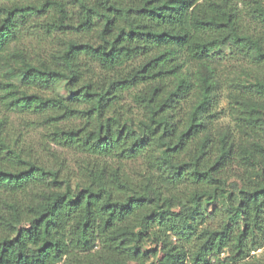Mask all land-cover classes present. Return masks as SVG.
<instances>
[{
    "label": "trees",
    "instance_id": "1",
    "mask_svg": "<svg viewBox=\"0 0 264 264\" xmlns=\"http://www.w3.org/2000/svg\"><path fill=\"white\" fill-rule=\"evenodd\" d=\"M0 68V264H264V0H0Z\"/></svg>",
    "mask_w": 264,
    "mask_h": 264
},
{
    "label": "rangeland",
    "instance_id": "2",
    "mask_svg": "<svg viewBox=\"0 0 264 264\" xmlns=\"http://www.w3.org/2000/svg\"><path fill=\"white\" fill-rule=\"evenodd\" d=\"M245 21L247 24L252 26L254 23L250 19V17L245 16ZM21 37V36H20ZM21 48H23L24 53L27 57H30L32 60L36 59H44L48 56V51L51 48L50 43H48L47 39H44L40 34H36L32 32V30L23 31L22 37L20 39V43L18 44ZM237 61L236 58H232L230 60H225L222 62L225 65V68H230L235 65V63L240 62ZM0 76H1V68H0ZM126 101L130 102L129 99ZM221 106H224V102L221 103ZM5 115L8 117L7 127L14 132V134H19L25 142L27 148L31 149V152L39 155L41 159L46 158L47 151L43 150L41 145V129L39 127L30 125L29 120L31 117L18 112H9L5 110L3 105L0 103V117ZM225 119L224 117L221 118ZM50 149L55 152L56 155L60 156L71 169L76 168V160L79 156L74 150L69 148L57 147L53 144L50 145ZM49 155V154H48ZM50 157V155L48 156ZM218 221L215 219L213 222ZM263 252V248L257 249L254 252L250 253V256L261 257V253ZM209 264H234V260L228 256L227 252H221L216 257L208 256Z\"/></svg>",
    "mask_w": 264,
    "mask_h": 264
}]
</instances>
